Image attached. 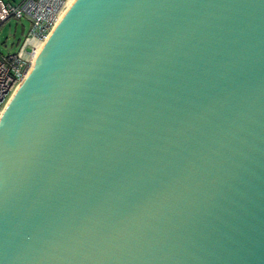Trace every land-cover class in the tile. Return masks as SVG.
Instances as JSON below:
<instances>
[{"label": "water", "instance_id": "1", "mask_svg": "<svg viewBox=\"0 0 264 264\" xmlns=\"http://www.w3.org/2000/svg\"><path fill=\"white\" fill-rule=\"evenodd\" d=\"M0 116V264H264V0H74Z\"/></svg>", "mask_w": 264, "mask_h": 264}, {"label": "built area", "instance_id": "2", "mask_svg": "<svg viewBox=\"0 0 264 264\" xmlns=\"http://www.w3.org/2000/svg\"><path fill=\"white\" fill-rule=\"evenodd\" d=\"M67 0H0V22L26 18L30 22L26 38L44 40ZM36 45L24 55L19 50L0 55V110L7 102L16 84L30 67V58Z\"/></svg>", "mask_w": 264, "mask_h": 264}, {"label": "rangeland", "instance_id": "3", "mask_svg": "<svg viewBox=\"0 0 264 264\" xmlns=\"http://www.w3.org/2000/svg\"><path fill=\"white\" fill-rule=\"evenodd\" d=\"M2 23H0L1 25ZM30 22L26 18H9L0 28V55L17 50V43L23 41L28 34ZM4 42L6 46H4ZM13 43V46H11ZM9 46L12 48L9 51Z\"/></svg>", "mask_w": 264, "mask_h": 264}, {"label": "bare ground", "instance_id": "4", "mask_svg": "<svg viewBox=\"0 0 264 264\" xmlns=\"http://www.w3.org/2000/svg\"><path fill=\"white\" fill-rule=\"evenodd\" d=\"M74 0H67L65 2V5L64 7L62 8V10L60 11L58 17H57V20L54 22V25L52 28H54L55 24L57 23V21L59 20V18L63 15V13L67 10V8L70 6V4L73 2ZM44 41L41 40L38 42L37 44V47L35 48V51L34 53L31 55V58H30V67L29 69L27 70V72L25 73V75L22 77V79L16 84V86L14 87L11 95L9 96L7 102L4 104V106L2 107V109L0 110V116L2 114V112L4 111L5 109V106L8 104V102L10 101V99L12 98L13 94L16 92L17 88L19 87V85L21 84L22 80L25 78L26 74L29 72V70L32 68L33 66V62H34V59L35 57L37 56L39 50L41 49L42 45H43Z\"/></svg>", "mask_w": 264, "mask_h": 264}, {"label": "crops", "instance_id": "5", "mask_svg": "<svg viewBox=\"0 0 264 264\" xmlns=\"http://www.w3.org/2000/svg\"><path fill=\"white\" fill-rule=\"evenodd\" d=\"M12 1H18V0H12ZM4 21H6V20H4ZM4 21H2L0 23L3 24ZM2 24L0 25V28L2 27ZM38 42L39 41L35 40L34 38H26V36H25L23 41H20V42L17 43V45H16V46H18L17 50L22 52L24 55H27V50H29V47L31 45H36V47H37ZM4 46H6L5 42H4ZM11 46H13V43H11ZM11 46H9V51L12 48ZM17 50H14V51H17Z\"/></svg>", "mask_w": 264, "mask_h": 264}]
</instances>
